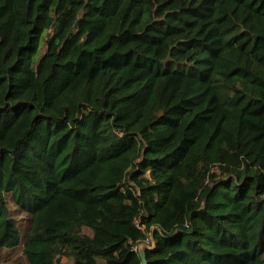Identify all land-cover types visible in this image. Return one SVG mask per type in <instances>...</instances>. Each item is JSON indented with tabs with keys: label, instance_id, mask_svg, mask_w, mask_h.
Here are the masks:
<instances>
[{
	"label": "trees",
	"instance_id": "trees-1",
	"mask_svg": "<svg viewBox=\"0 0 264 264\" xmlns=\"http://www.w3.org/2000/svg\"><path fill=\"white\" fill-rule=\"evenodd\" d=\"M7 194L30 264H264V0H0Z\"/></svg>",
	"mask_w": 264,
	"mask_h": 264
},
{
	"label": "rangeland",
	"instance_id": "rangeland-1",
	"mask_svg": "<svg viewBox=\"0 0 264 264\" xmlns=\"http://www.w3.org/2000/svg\"><path fill=\"white\" fill-rule=\"evenodd\" d=\"M45 48L46 47L43 45V47L41 48V51L39 52L37 56L38 58L43 54ZM7 201H8L10 209L12 210L13 218L19 225L21 236H22V242L20 245L14 248H7V247L1 248L0 249V263L1 264H30L23 251V244H24L26 233L28 231V227L30 223L29 215L26 212L20 210L15 205V202L11 194H7ZM146 243L147 242L137 244L138 249L140 250L141 253L143 252L144 247H146L145 245ZM59 264H70V262L67 261L66 258H64L62 259L61 262H59Z\"/></svg>",
	"mask_w": 264,
	"mask_h": 264
},
{
	"label": "built area",
	"instance_id": "built-area-1",
	"mask_svg": "<svg viewBox=\"0 0 264 264\" xmlns=\"http://www.w3.org/2000/svg\"><path fill=\"white\" fill-rule=\"evenodd\" d=\"M152 239L148 236L144 241H142L141 243L143 242H147L145 245L146 246H151L153 244V242L151 243ZM135 249H138V245L135 246Z\"/></svg>",
	"mask_w": 264,
	"mask_h": 264
}]
</instances>
